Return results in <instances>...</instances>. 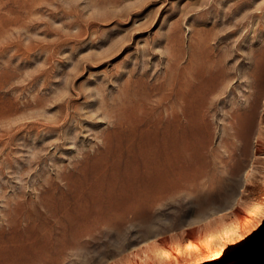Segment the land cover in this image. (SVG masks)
Here are the masks:
<instances>
[{
    "label": "rangeland",
    "instance_id": "rangeland-1",
    "mask_svg": "<svg viewBox=\"0 0 264 264\" xmlns=\"http://www.w3.org/2000/svg\"><path fill=\"white\" fill-rule=\"evenodd\" d=\"M0 5V264L81 243L89 264H264V0ZM223 164V199L136 215L212 193Z\"/></svg>",
    "mask_w": 264,
    "mask_h": 264
},
{
    "label": "bare ground",
    "instance_id": "bare-ground-1",
    "mask_svg": "<svg viewBox=\"0 0 264 264\" xmlns=\"http://www.w3.org/2000/svg\"><path fill=\"white\" fill-rule=\"evenodd\" d=\"M34 1V0H33ZM9 0H3V3L6 4V7H7V4H8ZM10 5V4H9ZM8 5V7H9ZM2 5H0V8H1ZM13 8V7H12ZM3 9V8H2ZM11 9V8H10ZM19 9V8H18ZM27 9V7H26ZM5 10V9H4ZM6 10H9L8 8ZM35 10V9H34ZM2 11V10H1ZM19 10H16V12H18ZM29 11V10H28ZM4 12V11H3ZM2 12V13H3ZM6 12V11H5ZM4 12V13H5ZM9 12V11H8ZM14 12V11H13ZM15 12V13H16ZM23 13L26 12V11H22ZM31 12V10H30ZM35 12V11H34ZM21 13V12H20ZM19 13V14H20ZM12 14V13H11ZM30 14V13H29ZM2 15V14H1ZM10 15V14H9ZM22 15V14H21ZM11 16V15H10ZM13 16V15H12ZM15 16V15H14ZM23 16V15H22ZM30 18V17H29ZM1 19V18H0ZM21 19V18H20ZM28 19V18H27ZM18 20V19H17ZM25 20V19H24ZM12 21V20H11ZM15 21V20H14ZM16 22V21H15ZM20 22V21H19ZM5 23V22H4ZM14 23V22H13ZM18 23V22H17ZM16 23V24H17ZM19 24V23H18ZM6 25V24H5ZM15 25V24H13ZM10 26L11 23H10ZM262 30L264 29V24L262 25ZM3 29V28H2ZM14 46V45H13ZM13 46H11L13 48ZM4 47V46H3ZM256 71H253L251 73V75H249L248 77H246L245 81L243 80V84L240 86V88L237 90V92L235 93L236 96H235V105L234 107L237 109V107L240 105V102L241 100H243L245 97V94H247L246 92H248L254 81H255V77H256ZM139 94V93H138ZM140 96H130V93L129 95L126 96V100L124 101V104H123V109H124V112H127L129 110H132L138 106H140L141 104H144L146 103V101L148 100L149 97H151L153 94V91H150V92H147V90L145 88H143L142 91H140ZM5 108V107H4ZM7 113V112H5ZM9 115V114H8ZM2 116V115H1ZM7 117V115H6ZM235 122H233L231 124V127H230V133L225 141V147H224V153H223V156L224 158H228L230 157V151H229V148H228V145L232 142V140L234 139V130H235ZM226 160V159H225ZM220 175H221V178L217 184V186L215 187L214 191L210 194H206V195H203V196H199V197H194V199H191V200H186L184 202H181V203H176L175 205H167V206H164V208L162 209H159V208H155L153 209L151 212L149 213H140V214H136L138 215L139 217H144V218H148L149 216H157L159 215V213H161L163 210L165 209H172V207L174 206H178V209L176 210L178 213L180 214H183L193 208H199L201 206H204L206 203H216L218 200H221L224 198V195L228 189V186H229V175H228V168L226 166V164L221 167L220 169ZM247 177V176H246ZM246 181V180H245ZM163 213V212H162ZM135 215V216H136ZM137 216V217H138ZM133 215L132 216H129L128 218L125 219V221H122L121 223H119L122 226H126L127 224H130L131 219H132ZM138 217V218H139ZM131 225V224H130ZM109 230H115L116 227L115 225H111L110 227H108ZM102 234V233H101ZM29 238H32V234L30 235ZM121 237H117L116 240H121L120 239ZM44 245H47V244H44ZM28 248V247H26ZM40 252L39 254L37 253H34L37 249H34L33 252L32 251H29L27 252L26 249H24V251H22L21 249L17 250V247H14L13 249H11L8 253H7V256L8 258L7 259H10L11 260V263L10 264H44L45 263V260H46V255H45V252H46V246H41L40 248ZM97 251V249L93 248H88L87 245H85L84 243H81V244H78L76 245V247L72 250L71 254L67 257V262L66 264H71L72 261H75L76 260V264H89V261L91 259V256L94 255ZM90 256V257H89ZM222 256V255H221ZM221 256H217V257H214V258H205V260H203L202 262H199V263H193V264H206L208 262H214L216 260H219L221 259L222 257ZM4 257V254L0 253V261L1 259Z\"/></svg>",
    "mask_w": 264,
    "mask_h": 264
},
{
    "label": "water",
    "instance_id": "water-1",
    "mask_svg": "<svg viewBox=\"0 0 264 264\" xmlns=\"http://www.w3.org/2000/svg\"><path fill=\"white\" fill-rule=\"evenodd\" d=\"M207 264V263H206Z\"/></svg>",
    "mask_w": 264,
    "mask_h": 264
}]
</instances>
